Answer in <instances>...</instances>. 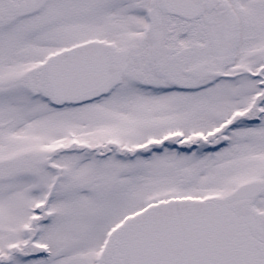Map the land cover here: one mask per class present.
Segmentation results:
<instances>
[{"label": "snow or ice", "instance_id": "snow-or-ice-1", "mask_svg": "<svg viewBox=\"0 0 264 264\" xmlns=\"http://www.w3.org/2000/svg\"><path fill=\"white\" fill-rule=\"evenodd\" d=\"M0 264H264V0H0Z\"/></svg>", "mask_w": 264, "mask_h": 264}]
</instances>
